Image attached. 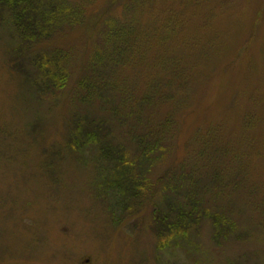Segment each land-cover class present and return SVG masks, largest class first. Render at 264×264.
Returning a JSON list of instances; mask_svg holds the SVG:
<instances>
[{
  "label": "rangeland",
  "instance_id": "1",
  "mask_svg": "<svg viewBox=\"0 0 264 264\" xmlns=\"http://www.w3.org/2000/svg\"><path fill=\"white\" fill-rule=\"evenodd\" d=\"M66 1L78 20L40 46L67 55L60 91L34 92L12 67L18 40L0 20V264H264V0ZM101 14L133 22L137 49L128 64L102 67L123 90L109 86L101 106L78 110L129 112L130 95L141 102L155 94L137 126L165 137L166 156L144 166L159 193L131 205L113 182L122 173L101 156L111 141L69 145L75 83L98 33L100 46L106 39L113 47L96 22ZM170 71L179 79L167 82ZM104 119L130 154V117ZM170 177L179 191L161 196ZM186 188L206 214L188 241L161 248L152 211ZM211 213L235 223L217 241Z\"/></svg>",
  "mask_w": 264,
  "mask_h": 264
},
{
  "label": "trees",
  "instance_id": "2",
  "mask_svg": "<svg viewBox=\"0 0 264 264\" xmlns=\"http://www.w3.org/2000/svg\"><path fill=\"white\" fill-rule=\"evenodd\" d=\"M129 1L127 0V3ZM126 6V9L129 10V4ZM79 16L80 11L68 4L66 0H0V20L10 28L18 40L17 44L12 46L9 51L12 56V67L22 74L34 92L60 91L68 83L67 55L61 49L55 48L46 51L40 46L49 41L63 25L76 22ZM102 18L105 21H101ZM95 19L98 23L103 22L102 32L109 40H113V47H109L105 43L106 39L101 41L104 43L100 46L98 40L101 39L98 33L87 65L89 70L85 69V72L82 73L84 76L75 83L76 97L72 103L76 113L73 116L74 133L69 145L77 148L103 140L111 141L112 143L106 146H100L101 156L117 166L116 168L122 173V176H116L113 182L120 185L123 196L127 195L126 200L130 198V205L131 203L136 204L143 198L159 193L154 190L155 185L145 175L148 170L144 166H147L148 159L166 156L165 137L151 127H143L146 124H143L142 127L137 126L139 123L138 111H141L144 104L149 103L158 95H143L139 99L141 102L135 101L136 99L130 95L129 112L125 106L118 108L117 105L112 106V109L100 110L98 113L88 111L87 107L84 108L83 113L78 110L85 104H89L93 109L94 104L101 106L104 99L108 98L106 93L109 91V86H112L116 91L123 90L121 86L107 82L102 67L117 68L128 64L137 49L135 48L137 41L133 22L130 20L119 21L114 17L108 18L105 17V14H101ZM26 59L31 62L32 69L26 67ZM177 73L181 72L177 70ZM172 74L171 71L168 73L167 82L175 78L179 79L174 71ZM180 77H183L182 73ZM107 115L117 123L119 116L130 117V140L134 142L132 147L134 150L130 151V154L120 143L114 142L115 138L112 137V132L108 130V123L104 119ZM75 141L77 144H74ZM158 179L162 181L164 177ZM169 179L164 184L165 189L161 191V196L172 193L173 189L179 191L178 186L170 185L173 179L171 177ZM195 196L197 195L190 188H186L185 195L181 200L170 201L165 196L160 200V204H155L152 211L151 230L159 247L167 246L174 238L188 241L190 230L199 225L202 214H206L207 211V209L202 210L201 208L199 210ZM210 216L214 229L213 236L216 241L234 230L235 223L224 213H211Z\"/></svg>",
  "mask_w": 264,
  "mask_h": 264
}]
</instances>
